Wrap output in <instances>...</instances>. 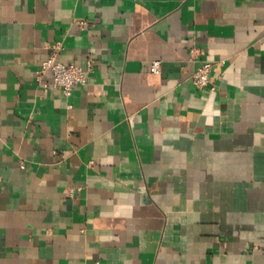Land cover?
I'll use <instances>...</instances> for the list:
<instances>
[{"label":"crops","instance_id":"crops-1","mask_svg":"<svg viewBox=\"0 0 264 264\" xmlns=\"http://www.w3.org/2000/svg\"><path fill=\"white\" fill-rule=\"evenodd\" d=\"M93 261L264 264V0H0V264Z\"/></svg>","mask_w":264,"mask_h":264},{"label":"built area","instance_id":"built-area-1","mask_svg":"<svg viewBox=\"0 0 264 264\" xmlns=\"http://www.w3.org/2000/svg\"><path fill=\"white\" fill-rule=\"evenodd\" d=\"M54 50L60 49L55 45ZM191 61L196 63V69L192 74V83L198 89L202 90L211 86L210 73L212 62L200 59L198 49L195 47L190 50ZM90 63L87 68H82L74 64H63L56 60L55 53H52L47 59L42 61L35 72L36 82L44 89L52 88L60 91L63 96L69 97L75 87L85 86L87 76L90 71ZM160 62L151 61L149 69L152 73L160 72ZM50 75V80H45L46 75ZM23 167V165H21ZM88 264H102L99 261H93Z\"/></svg>","mask_w":264,"mask_h":264}]
</instances>
